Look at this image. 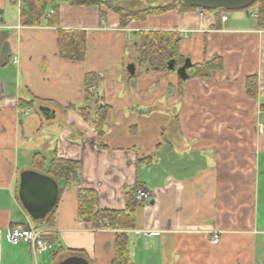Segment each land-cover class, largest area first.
I'll return each instance as SVG.
<instances>
[{"label": "crops", "instance_id": "0c3cea01", "mask_svg": "<svg viewBox=\"0 0 264 264\" xmlns=\"http://www.w3.org/2000/svg\"><path fill=\"white\" fill-rule=\"evenodd\" d=\"M0 18V264L73 257L111 264L116 232L78 221V190L94 191L99 209L121 211L136 185L149 200L136 208L134 228L123 231L130 264H264V31L255 19L171 10L120 28L104 7L60 4L57 24L26 27L18 0H0ZM69 31L86 38L82 62L58 55L59 32ZM141 31L174 33L191 63L217 57L222 69L185 81L174 72L131 74V44ZM87 73L104 85L102 138L81 115L89 107L93 117L96 106L83 96ZM250 77L254 98L246 94ZM40 134L50 142L28 146ZM35 153L80 165L79 183L65 186L39 221L17 199L19 173L31 170ZM17 226L39 228L52 249L34 254L25 242L10 243Z\"/></svg>", "mask_w": 264, "mask_h": 264}, {"label": "trees", "instance_id": "16d2710c", "mask_svg": "<svg viewBox=\"0 0 264 264\" xmlns=\"http://www.w3.org/2000/svg\"><path fill=\"white\" fill-rule=\"evenodd\" d=\"M17 2V0H10ZM20 3V23L22 26L33 27L40 25L47 19L48 24L59 18V5L81 7H104L118 17L120 28H125L131 21H145L149 16L160 15L165 12L176 10L178 13L200 10L188 7L179 0H18ZM123 5H119V3ZM126 4H128L126 6ZM139 4L141 8H134ZM256 8L257 27L264 31V0H256L249 8ZM249 8L244 9L247 11ZM50 11L49 16L47 17ZM217 12H228L221 9ZM212 12V11H208ZM47 17V18H46ZM179 38L171 32H142L138 33L135 41L131 44L135 64L143 66L144 70L139 72H161L169 73L180 69L187 57L180 52ZM86 53V38L83 33L76 31L59 32L58 55L60 58L82 62ZM172 62L171 69L169 63ZM191 63V62H190ZM136 64V65H137ZM139 68V66H137ZM222 69V62L215 57L210 61L191 63V67L186 70L187 80L195 78H208L212 71ZM181 80V79H180ZM102 82V78L96 73H87L84 77V99H93L90 89ZM246 94L254 98L256 93V80L254 77L246 80ZM27 102L20 103V107L27 108L33 104ZM264 102V101H263ZM264 111V103L261 106ZM109 107L107 105L96 104L94 116L90 118V108L81 109V115L85 120H89L98 138L104 137V122ZM101 147V146H100ZM31 170L47 175L56 182L63 185L58 192V199L65 186L79 183L80 165L76 161L65 160L53 155L50 161H46L40 153H35L30 161ZM139 185L134 186L125 194V206L121 211L102 210L98 207V201L94 191L90 189L78 190L77 194V219L78 221L90 224L94 229H111L116 233L112 243L113 258L111 264H130L128 251V236L123 231L132 230L135 224V211L139 203L135 201V193ZM18 199V197H17ZM122 231V232H121ZM45 242L53 244L50 238H43ZM58 249L57 252H59Z\"/></svg>", "mask_w": 264, "mask_h": 264}, {"label": "water", "instance_id": "95a60500", "mask_svg": "<svg viewBox=\"0 0 264 264\" xmlns=\"http://www.w3.org/2000/svg\"><path fill=\"white\" fill-rule=\"evenodd\" d=\"M188 7L200 9L201 11H240L252 6L256 0H179ZM172 69V62L169 63ZM191 67L189 59L176 71V75L185 81L188 79L186 70ZM131 74L134 72V64L128 66ZM57 182L47 175L33 170H24L19 176L17 197L18 200L33 221L43 220L56 206L58 199ZM61 264H88L85 260L73 257L68 258Z\"/></svg>", "mask_w": 264, "mask_h": 264}, {"label": "built area", "instance_id": "2783aa9c", "mask_svg": "<svg viewBox=\"0 0 264 264\" xmlns=\"http://www.w3.org/2000/svg\"><path fill=\"white\" fill-rule=\"evenodd\" d=\"M249 17L257 20L256 12H251ZM1 21V18H0ZM149 200V195L147 192L142 190H137L135 193V201L137 203H144ZM43 231L39 228H33L29 226H17L13 227L9 233V242L16 244L19 241L25 242L30 245L33 249L34 254H43L52 249V245L43 241ZM218 242V237L214 236L212 239V244Z\"/></svg>", "mask_w": 264, "mask_h": 264}, {"label": "rangeland", "instance_id": "374dc122", "mask_svg": "<svg viewBox=\"0 0 264 264\" xmlns=\"http://www.w3.org/2000/svg\"><path fill=\"white\" fill-rule=\"evenodd\" d=\"M119 5H123V3H119ZM128 4H126V6H127ZM137 9V8H141V6L139 5V4H137V5H135L134 6V8H132V9ZM253 9L254 8H249L247 11H245V10H240V11H228V14H233L234 12L235 13H238V14H240V15H243V16H245L246 17V12H247V14H250L251 12H253ZM143 31H141V32H138V33H142ZM137 33V34H138ZM144 33V32H143ZM128 37V36H127ZM130 41V38H127V42H129ZM129 46H130V42H129ZM94 52V51H93ZM94 54H97V53H95L94 52ZM128 55H130V51H129V48L128 47H126V50H125V52H124V57H127ZM133 55V54H132ZM137 64V63H136ZM134 65H135V60H134ZM136 66V67H135ZM134 66V69H135V71L137 72V73H140L139 72V70L140 71H143L144 70V68H143V66H140V65H135ZM137 66H139V68H137ZM142 73V72H141ZM106 81H108V78H107V80ZM103 88H104V85H103V82L100 84V85H98V86H96V90L94 91V93H93V101H91V103H90V105L91 106H95L96 104H98V106L99 105H106L105 104V98L103 97ZM106 96V95H105ZM108 113V112H107ZM139 114H140V112H138ZM142 113L145 115H147L149 112H147V110H143L142 111ZM35 114V112L33 111L32 112V115H34ZM41 139H44L45 140V142L46 143H49L50 141H49V138H44L43 137V135L42 134H40V135H38L37 136V139H34L35 141H30L31 143H30V145H28V146H31V144H32V146H33V144H38L40 141H41ZM260 158H261V160H260V163H264V153H262L261 155H260ZM29 167V162H28V164L26 163V162H23L22 164H21V168H23V169H25V168H28ZM262 166H261V171H262ZM24 171V170H23ZM23 171H21L20 173H19V176L21 175V173L23 172ZM262 177V176H261ZM263 179H264V176H263ZM263 188H264V185H263Z\"/></svg>", "mask_w": 264, "mask_h": 264}]
</instances>
